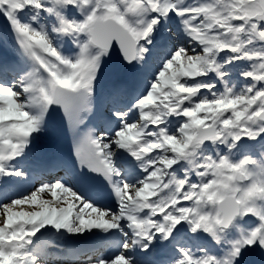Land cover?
<instances>
[{"label": "snow or ice", "instance_id": "6c2138e0", "mask_svg": "<svg viewBox=\"0 0 264 264\" xmlns=\"http://www.w3.org/2000/svg\"><path fill=\"white\" fill-rule=\"evenodd\" d=\"M0 19L20 54L0 65V264H42L45 237L65 235L103 234L109 251L85 264L264 254V0H0ZM117 46L127 65L152 64L108 131L77 140L101 189L61 177L18 191L53 106L78 128Z\"/></svg>", "mask_w": 264, "mask_h": 264}, {"label": "bare ground", "instance_id": "6f19581e", "mask_svg": "<svg viewBox=\"0 0 264 264\" xmlns=\"http://www.w3.org/2000/svg\"><path fill=\"white\" fill-rule=\"evenodd\" d=\"M0 23H3V21H2L1 19H0ZM3 24H4V23H3ZM0 36H1V38H2V42H3V44H5L6 47L10 49V46L7 45V44L4 42L2 35H0ZM118 65H119V63H117V67H118V68H117L116 71H118V72H116V73H118V74H120V73H125V74H127V73L129 72L130 67H128V70H121V69L119 68ZM133 69H138V70H140V71L143 70V74H144V71H145L147 68H146V67L141 68L140 66H137V67H133ZM9 74L11 75V71L9 72ZM143 83H144L143 78H142V77H138V78H137V83H136V85L134 86V90H136V92L140 93V92L143 90ZM95 88H98L99 91L101 92V99H100L99 101H97L96 104H92L90 110H89L87 113H85V114H86V119H85V121H89V122H92V123H97V124L100 125V126H105V127L107 128V131H108V129L110 128L111 125H109V124H108V125L103 124V122L100 121V115H99L101 109H102L105 105H109L108 97H107V92H106V89H102V88H100L99 83H98L97 81H96V84H95ZM104 98H106V99H104ZM128 100H129V99H128ZM96 115H98V118H97V119H93ZM50 119H51V118H50ZM51 126H53V124H52ZM255 148L260 149V148H259V145H256ZM19 164H20V163H19ZM41 231H43V229H42ZM39 235H40V234L37 233V236H39ZM75 238H76V237H70V236H67V235H65L63 238H57V237H45V239H47L49 242L47 243V245H46V247H45L46 255H43V256L41 257V260H42V259H47V258L49 257V255L52 254L54 247H59V248H60V249H59L60 251H62V250H64V249H66V250L69 249V246H70L71 242H72ZM79 240H80V239H79ZM75 241H78L77 238L75 239ZM248 257H252V254L248 255ZM49 264H55V263H50V262H49ZM246 264H249V261H248L247 259H246ZM262 264H264V262H262Z\"/></svg>", "mask_w": 264, "mask_h": 264}, {"label": "water", "instance_id": "95a60500", "mask_svg": "<svg viewBox=\"0 0 264 264\" xmlns=\"http://www.w3.org/2000/svg\"><path fill=\"white\" fill-rule=\"evenodd\" d=\"M116 49H117V51H118V53H119V49H118V46L116 47Z\"/></svg>", "mask_w": 264, "mask_h": 264}]
</instances>
